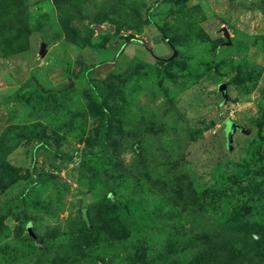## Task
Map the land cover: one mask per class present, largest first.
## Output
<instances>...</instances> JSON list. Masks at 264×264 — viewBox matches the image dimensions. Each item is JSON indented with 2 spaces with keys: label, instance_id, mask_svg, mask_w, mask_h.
<instances>
[{
  "label": "rangeland",
  "instance_id": "1",
  "mask_svg": "<svg viewBox=\"0 0 264 264\" xmlns=\"http://www.w3.org/2000/svg\"><path fill=\"white\" fill-rule=\"evenodd\" d=\"M0 264H264V0H0Z\"/></svg>",
  "mask_w": 264,
  "mask_h": 264
},
{
  "label": "trees",
  "instance_id": "2",
  "mask_svg": "<svg viewBox=\"0 0 264 264\" xmlns=\"http://www.w3.org/2000/svg\"><path fill=\"white\" fill-rule=\"evenodd\" d=\"M162 1H168V0H162ZM166 41L168 42V44H171L168 40H166ZM175 59H176V55L173 54V57L171 56V57L165 59V61L166 62L171 61V60L174 61Z\"/></svg>",
  "mask_w": 264,
  "mask_h": 264
},
{
  "label": "water",
  "instance_id": "3",
  "mask_svg": "<svg viewBox=\"0 0 264 264\" xmlns=\"http://www.w3.org/2000/svg\"><path fill=\"white\" fill-rule=\"evenodd\" d=\"M222 89H224V84H221V86H220ZM231 125H233V124H231Z\"/></svg>",
  "mask_w": 264,
  "mask_h": 264
}]
</instances>
